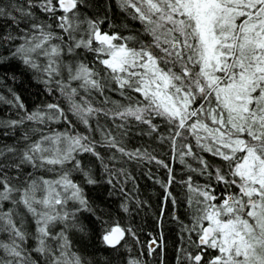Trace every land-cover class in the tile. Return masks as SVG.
<instances>
[{
	"label": "snow or ice",
	"instance_id": "6c2138e0",
	"mask_svg": "<svg viewBox=\"0 0 264 264\" xmlns=\"http://www.w3.org/2000/svg\"><path fill=\"white\" fill-rule=\"evenodd\" d=\"M117 7L139 27L116 24L110 0L0 4V65L46 97L29 110L0 95L13 139L0 148V264H166L169 220L175 264H264V0ZM133 169L163 190L143 244ZM88 230L102 248L88 251Z\"/></svg>",
	"mask_w": 264,
	"mask_h": 264
},
{
	"label": "trees",
	"instance_id": "16d2710c",
	"mask_svg": "<svg viewBox=\"0 0 264 264\" xmlns=\"http://www.w3.org/2000/svg\"><path fill=\"white\" fill-rule=\"evenodd\" d=\"M6 0H0V4L5 3ZM22 2V0H21ZM110 3L112 5V17L116 24H120L122 21L124 23L128 24L129 28H138L139 25L136 22H129L125 20L123 14L120 12V9L117 7V0H110ZM11 28V25L8 21L4 20L3 18H0V33H2L5 28ZM0 53L6 54V50L2 47H0ZM15 74L17 79L16 82L13 83L11 76ZM12 88L17 94L21 96V99L24 101L26 107L31 110L33 107H35L37 104L40 103L41 100L46 99L40 91L39 86L36 85V82L31 79L30 73H24L22 74L20 70L13 69L12 71H9L8 67L0 65V95H4L8 98H10L9 93L7 92V88ZM98 99V97H97ZM12 112V109H10L7 105L0 103V120L7 118L9 113ZM13 142V139L11 137H6L3 135V130L0 129V148H3L5 144H11ZM163 155V152L160 153ZM147 167H153L151 165L146 166L144 168V172H147ZM179 168V166H178ZM133 174L138 177L137 183L139 185L138 189H131V185H129V190L131 192V195L133 197L139 198L140 200L147 201V204H145L143 207H141L139 210L136 208H132L133 213V227H136L137 225H142V229L139 233L140 235V241L141 244L146 242L148 240V234L151 233L152 235H155L157 232L156 228V215L159 212V206L162 201V192L163 190L160 188L159 184L154 183L153 179H149V176L147 174H141L140 170L133 169ZM153 177H159L161 180H163L164 177V171L157 170L155 167H153V171L151 174ZM87 192L93 197H97L98 195H103V193H97L95 191H91V186L86 189ZM121 197L119 195H116L112 198V200L108 201L113 208L116 207V201L120 200ZM148 204L152 205V207H148ZM127 217L125 219V223H127ZM85 224L88 223V220L84 221ZM179 234V228L170 220L167 222L165 227V239L168 241V248L165 253V260L166 264H175V257L172 250V243L177 242V237ZM0 238H3L2 235H0ZM86 243L88 247L89 252L95 251L96 248H102V245L99 243V241L92 237L91 230H88V235L86 236ZM139 246H134L132 241L129 240L128 245L126 246V249L130 251L131 256L135 257L137 254V249ZM106 254L101 251H96L95 256L98 260H103L104 256ZM146 259L151 260L150 257H144Z\"/></svg>",
	"mask_w": 264,
	"mask_h": 264
}]
</instances>
